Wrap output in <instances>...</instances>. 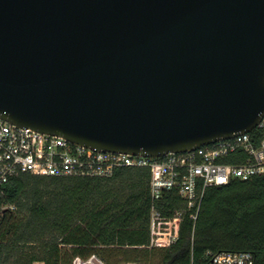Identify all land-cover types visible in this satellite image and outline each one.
<instances>
[{
    "label": "water",
    "instance_id": "water-1",
    "mask_svg": "<svg viewBox=\"0 0 264 264\" xmlns=\"http://www.w3.org/2000/svg\"><path fill=\"white\" fill-rule=\"evenodd\" d=\"M0 117L164 156L264 118V0H0Z\"/></svg>",
    "mask_w": 264,
    "mask_h": 264
},
{
    "label": "trees",
    "instance_id": "trees-1",
    "mask_svg": "<svg viewBox=\"0 0 264 264\" xmlns=\"http://www.w3.org/2000/svg\"><path fill=\"white\" fill-rule=\"evenodd\" d=\"M250 136L258 144L264 128ZM149 179L139 167L111 177L27 172L10 179L0 194V264L93 256L105 264H208L220 252H251L254 264H264V174L208 187L197 219L177 191L155 200ZM158 233L176 239L152 245Z\"/></svg>",
    "mask_w": 264,
    "mask_h": 264
},
{
    "label": "built area",
    "instance_id": "built-area-1",
    "mask_svg": "<svg viewBox=\"0 0 264 264\" xmlns=\"http://www.w3.org/2000/svg\"><path fill=\"white\" fill-rule=\"evenodd\" d=\"M256 128H264V118ZM250 133L187 152L149 156L92 148L73 143L60 134L19 127L0 117V194L5 183L27 172L59 177H111L118 168H148L152 197L159 200L166 191H177L193 209L192 218L197 219L208 187L264 174V136L255 144ZM229 158L233 161H227ZM158 215L153 210V225ZM175 239L168 233H158L152 245L169 244ZM208 264H254V254L220 252L212 255Z\"/></svg>",
    "mask_w": 264,
    "mask_h": 264
},
{
    "label": "rangeland",
    "instance_id": "rangeland-1",
    "mask_svg": "<svg viewBox=\"0 0 264 264\" xmlns=\"http://www.w3.org/2000/svg\"><path fill=\"white\" fill-rule=\"evenodd\" d=\"M75 264H105V263L99 257L93 256L87 261L78 258L75 260ZM126 264H136V263H126Z\"/></svg>",
    "mask_w": 264,
    "mask_h": 264
}]
</instances>
